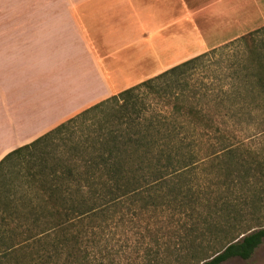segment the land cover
<instances>
[{"label": "trees", "instance_id": "obj_1", "mask_svg": "<svg viewBox=\"0 0 264 264\" xmlns=\"http://www.w3.org/2000/svg\"><path fill=\"white\" fill-rule=\"evenodd\" d=\"M240 38L225 90L190 83L213 49L6 155L0 264L252 258L264 242V26ZM226 116L257 119L253 141Z\"/></svg>", "mask_w": 264, "mask_h": 264}, {"label": "crops", "instance_id": "obj_2", "mask_svg": "<svg viewBox=\"0 0 264 264\" xmlns=\"http://www.w3.org/2000/svg\"><path fill=\"white\" fill-rule=\"evenodd\" d=\"M259 3L0 0V161L84 110L240 37L222 36L259 14Z\"/></svg>", "mask_w": 264, "mask_h": 264}, {"label": "rangeland", "instance_id": "obj_3", "mask_svg": "<svg viewBox=\"0 0 264 264\" xmlns=\"http://www.w3.org/2000/svg\"><path fill=\"white\" fill-rule=\"evenodd\" d=\"M259 4V14L253 15V17H251L249 20H245L243 24H240L241 27L239 29L224 32L222 37L226 38L227 36H231L233 34H239L241 37L250 33L251 31H254L250 29V26L260 25L259 28H262L264 26V0H260ZM240 37L230 40L226 44H223L219 47L213 48L216 49L215 51H212L213 49L209 50L212 51L210 52L211 54L206 57H203L197 67L190 72L192 76L190 83L197 87H223L225 90L227 88V82L224 84L223 82L225 81V74L228 72V69L226 67L228 61L236 54L245 52V47ZM209 101L211 102L209 104V108L212 110V112H226V109H219V107L214 102H212L211 100ZM218 121L219 123L225 122L221 123L223 126H226L227 124L233 125L234 123L239 125V127L234 125L235 130L241 129V127H243V130L241 132L235 134H237L242 139H247L248 142H252L253 139L250 140L251 136L254 137V135L257 134V132L259 131V126L255 127V124L258 123L257 119L251 120V118H249L248 120L245 119L244 121L240 122L235 118H231V116H226L220 117ZM251 121L253 122V124ZM223 264H264V242L256 250L252 258L248 260L242 258H233Z\"/></svg>", "mask_w": 264, "mask_h": 264}]
</instances>
